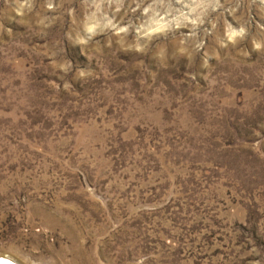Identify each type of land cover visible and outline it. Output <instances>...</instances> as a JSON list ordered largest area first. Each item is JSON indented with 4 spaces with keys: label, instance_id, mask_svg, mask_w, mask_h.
<instances>
[{
    "label": "rangeland",
    "instance_id": "rangeland-1",
    "mask_svg": "<svg viewBox=\"0 0 264 264\" xmlns=\"http://www.w3.org/2000/svg\"><path fill=\"white\" fill-rule=\"evenodd\" d=\"M0 255L264 264V0H0Z\"/></svg>",
    "mask_w": 264,
    "mask_h": 264
},
{
    "label": "water",
    "instance_id": "water-1",
    "mask_svg": "<svg viewBox=\"0 0 264 264\" xmlns=\"http://www.w3.org/2000/svg\"><path fill=\"white\" fill-rule=\"evenodd\" d=\"M0 264H22V263L15 259H10L9 256L0 255Z\"/></svg>",
    "mask_w": 264,
    "mask_h": 264
},
{
    "label": "bare ground",
    "instance_id": "bare-ground-1",
    "mask_svg": "<svg viewBox=\"0 0 264 264\" xmlns=\"http://www.w3.org/2000/svg\"><path fill=\"white\" fill-rule=\"evenodd\" d=\"M10 259H13V258H11V257H9ZM15 259V258H14Z\"/></svg>",
    "mask_w": 264,
    "mask_h": 264
}]
</instances>
